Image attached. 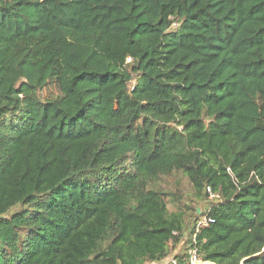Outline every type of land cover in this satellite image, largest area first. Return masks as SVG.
Listing matches in <instances>:
<instances>
[{
  "label": "trees",
  "instance_id": "1",
  "mask_svg": "<svg viewBox=\"0 0 264 264\" xmlns=\"http://www.w3.org/2000/svg\"><path fill=\"white\" fill-rule=\"evenodd\" d=\"M179 243V264H264V0H0V264Z\"/></svg>",
  "mask_w": 264,
  "mask_h": 264
},
{
  "label": "rangeland",
  "instance_id": "2",
  "mask_svg": "<svg viewBox=\"0 0 264 264\" xmlns=\"http://www.w3.org/2000/svg\"><path fill=\"white\" fill-rule=\"evenodd\" d=\"M162 192L168 195L166 205L169 212H181L184 215V225L189 227L193 211L188 209L191 206L190 198L192 188L187 178L181 174H175L174 177L165 180L158 185ZM183 245L181 243L175 246L170 257L174 256Z\"/></svg>",
  "mask_w": 264,
  "mask_h": 264
},
{
  "label": "built area",
  "instance_id": "3",
  "mask_svg": "<svg viewBox=\"0 0 264 264\" xmlns=\"http://www.w3.org/2000/svg\"><path fill=\"white\" fill-rule=\"evenodd\" d=\"M207 191L209 193V197L210 198H214V197H218L217 195L215 194H212V192L210 191L209 188H207ZM213 223V219L208 217V216H202L198 219V221L196 222V225H195V230L196 232H198L199 228L201 227H206L210 224ZM176 234V233H175ZM186 254H187V257H186V264H214L212 262H209V261H204L199 253H198V250L195 246H190L187 248V251H186ZM153 264H179L177 260H175L174 258H167L161 262H158V263H153Z\"/></svg>",
  "mask_w": 264,
  "mask_h": 264
},
{
  "label": "water",
  "instance_id": "4",
  "mask_svg": "<svg viewBox=\"0 0 264 264\" xmlns=\"http://www.w3.org/2000/svg\"><path fill=\"white\" fill-rule=\"evenodd\" d=\"M262 253H264V249H263Z\"/></svg>",
  "mask_w": 264,
  "mask_h": 264
}]
</instances>
